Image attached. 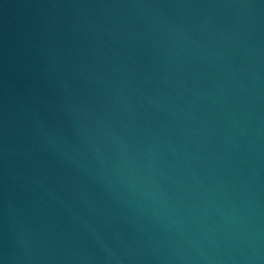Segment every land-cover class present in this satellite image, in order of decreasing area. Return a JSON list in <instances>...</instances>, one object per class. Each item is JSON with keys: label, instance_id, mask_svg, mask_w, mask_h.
Returning <instances> with one entry per match:
<instances>
[{"label": "water", "instance_id": "95a60500", "mask_svg": "<svg viewBox=\"0 0 264 264\" xmlns=\"http://www.w3.org/2000/svg\"><path fill=\"white\" fill-rule=\"evenodd\" d=\"M0 264H264V0H0Z\"/></svg>", "mask_w": 264, "mask_h": 264}]
</instances>
